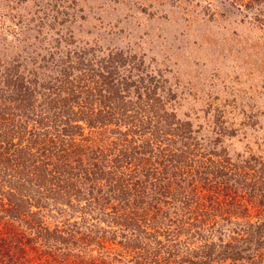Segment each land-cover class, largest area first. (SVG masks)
<instances>
[{
    "label": "trees",
    "instance_id": "trees-1",
    "mask_svg": "<svg viewBox=\"0 0 264 264\" xmlns=\"http://www.w3.org/2000/svg\"><path fill=\"white\" fill-rule=\"evenodd\" d=\"M17 75V68L0 71V264H264V170L256 183V174L234 163L208 161L184 183L179 178L197 160L173 154V141L171 148L145 140L149 131L130 110L121 112V139L101 144L103 131L116 133L115 113L92 106L112 80L71 85L77 89L66 100L55 84L37 93ZM69 103L81 106L68 112ZM140 135L142 146L141 138L132 141ZM166 163L170 169L159 171ZM260 207V218L250 221ZM43 209L70 217L82 211L89 232L65 229L58 217L54 227L38 225ZM112 246L125 252L119 257Z\"/></svg>",
    "mask_w": 264,
    "mask_h": 264
},
{
    "label": "rangeland",
    "instance_id": "rangeland-1",
    "mask_svg": "<svg viewBox=\"0 0 264 264\" xmlns=\"http://www.w3.org/2000/svg\"><path fill=\"white\" fill-rule=\"evenodd\" d=\"M261 5L252 0H0V71L17 68L37 93L55 84L66 100L77 89L71 85L94 87L112 80L104 83L108 94L92 106L115 113L116 133L103 131L101 144L121 139V122L127 119L121 112L130 110L149 131L145 140L160 147L173 141L172 153L197 160L191 174L179 178H186L184 183L202 173L198 168L208 161L234 163L236 171L256 174L258 183L264 170ZM123 86L125 96H115ZM78 91L81 100L85 93ZM80 106L69 103L66 110ZM144 137L132 141L141 138L138 145H143ZM165 165L159 171L170 169ZM261 209H252L250 221L260 218ZM42 215L38 225L61 221L65 229L89 232L88 222L68 212L43 209ZM91 249L96 255L97 247ZM112 249L119 257L125 252Z\"/></svg>",
    "mask_w": 264,
    "mask_h": 264
}]
</instances>
